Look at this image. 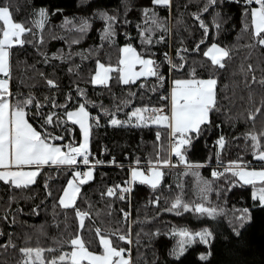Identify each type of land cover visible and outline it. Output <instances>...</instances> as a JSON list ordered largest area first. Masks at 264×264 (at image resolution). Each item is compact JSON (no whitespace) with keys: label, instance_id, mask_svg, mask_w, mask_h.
Returning a JSON list of instances; mask_svg holds the SVG:
<instances>
[{"label":"trees","instance_id":"obj_1","mask_svg":"<svg viewBox=\"0 0 264 264\" xmlns=\"http://www.w3.org/2000/svg\"><path fill=\"white\" fill-rule=\"evenodd\" d=\"M254 5L245 0H170L169 6L153 0H0V6L10 7L14 21L29 29L22 36L25 43L10 49L12 103L33 98L25 108L28 121L42 133L63 137L53 140L63 146L80 141L79 129L66 113L85 105L91 125L89 156L104 164L91 168L92 178L79 184L69 208L59 199L72 168L43 166L27 187L0 181V264H23V248L54 249L43 253L47 264L71 252L69 242L77 235L89 251L102 253L96 229L114 247L125 249L131 264H264V204L253 198L259 183L245 185L225 169L212 175L217 172L213 166L230 162L264 165L258 159L264 150V45L253 37L251 26L245 28L251 25L245 10ZM40 9L47 16L37 22ZM212 44L230 52L223 68L204 56ZM128 45L155 61L163 81L142 77L126 85L114 71L106 85L92 83L98 62L116 68L122 47ZM193 70L195 78L217 80L211 123L202 125L182 149L187 163L201 167L162 168L156 188L132 181L129 202L120 188L130 181V171L111 163L168 159L170 142L165 129L138 126L128 116L137 108L166 110L169 99L163 98L173 81L192 78ZM53 113V122L46 124ZM113 118L122 123L112 125ZM252 135L259 138V149ZM221 137L223 147L217 143ZM177 198L182 203L173 208ZM196 204L216 212L198 213ZM129 206L131 216L123 221L121 214ZM244 209L247 216L241 219ZM77 210L87 214L83 227ZM183 229L192 234L207 230L212 236L208 243L196 237L176 255L177 233Z\"/></svg>","mask_w":264,"mask_h":264},{"label":"snow or ice","instance_id":"obj_2","mask_svg":"<svg viewBox=\"0 0 264 264\" xmlns=\"http://www.w3.org/2000/svg\"><path fill=\"white\" fill-rule=\"evenodd\" d=\"M157 5L169 6L170 0H153ZM217 0H209L210 4H215ZM245 3L251 5L255 3L258 7H253L250 10H245V15L251 17V25L245 24V28L251 26L253 30V37L258 40L260 45H264V0H245ZM207 11V7L204 9ZM147 9L145 12L147 13ZM39 16L46 18V10L41 9ZM199 20V16L196 17ZM108 19H115L109 17ZM0 73L5 76H10V49L13 46H22L25 41L22 36L26 31L23 23L15 22L12 11L9 6H0ZM86 24L81 27L80 31H84ZM201 27H205L201 21ZM219 27V25H217ZM107 34H110V31ZM151 43V41H148ZM203 43V41H201ZM199 46H197L198 48ZM122 58L118 61V66L113 68L111 65L105 66L98 62V70L92 78V83L97 85H106L110 80L112 72L120 73V80L124 84L135 83L141 77H156L163 81L164 77L159 72V67L152 59H145L143 55L137 50L128 45L122 50ZM230 55L229 50L212 44L211 47L204 52V56L208 57L211 63L215 66L223 68L225 66V58ZM171 64V61L169 60ZM139 66V70H137ZM173 68L178 67L172 65ZM179 67H183L180 65ZM47 83L55 86L52 80ZM264 84V80L260 81ZM216 84L217 80L214 78L198 79L195 78L193 70L192 78L177 79L173 81V87L169 97L163 99H170V110L168 113L164 112L163 108H137L131 116L136 118L145 126L150 122L166 130V135L170 142V151L175 156L179 157L182 163L187 164L182 149L191 144L192 134L199 135L202 125L211 123L210 113L216 109ZM11 93L9 91V80L0 79V181L6 183L10 182L17 188L27 187L35 183V178L39 174V168L44 165H67L72 166L77 164V158L82 157V162L85 165L89 161V140L91 133V125L89 123L90 114L86 110L85 105L81 104L75 111H68L66 113L67 119L74 124L79 125L82 131V143L79 146L68 144L60 146L51 141L63 139V137H55L49 133H42L38 131L31 123H29L25 108L33 104V98L27 100L17 101L12 103ZM259 111V109H257ZM55 113L46 117L45 123L51 124ZM112 125H120L122 122L117 119L111 120ZM161 136L157 132V139ZM253 141H256L257 149L260 148L259 138L255 135L251 136ZM220 147L224 146V138L221 137L218 142ZM64 148L67 150L65 151ZM258 159L264 160V150L259 151ZM97 164L101 161H96ZM148 169L149 174L146 175L144 171L133 169L131 173L132 181L139 180L140 183L148 184L152 188H156L160 182L163 173L160 171L161 165H170L169 159H157L156 163L152 164ZM25 166H36L37 170L26 171ZM94 167V165H93ZM189 168L201 167V165H188ZM225 171L232 172L238 180L245 185L259 187L253 192V198L261 203H264V170H245V167L236 163L230 162ZM223 173L213 172L214 177H218ZM80 172H75L74 179L68 182V186L63 190V195L59 199V204L64 208L74 207L77 194L80 189L77 186L76 180L81 177ZM198 175V173H196ZM85 179L79 180L80 184L86 183L93 176L91 168L86 173H83ZM131 182V181H130ZM209 182L205 181V184ZM124 192L130 191L128 188L123 189ZM113 189H109L107 195L112 196ZM182 203L180 198H177L173 208L180 206ZM185 210L188 205H183ZM194 210L201 214L214 215L216 209L207 208L203 204H196L193 206ZM247 209L243 210L241 219L247 216ZM80 217V226L83 227L86 213H81L77 210L76 213ZM127 215V214H125ZM99 243L103 246L101 254H96L89 251L85 245V241L77 235L70 240L73 250L69 253H64L58 258L51 259L47 264H130V258H126L125 249H117L113 246L112 240L102 235L100 229H96ZM181 240L178 244V251L176 255L183 254L185 244L192 243L196 237H199L203 243H208L212 233L204 230L203 232L192 234L186 229L179 230L177 233ZM121 240L126 237L121 236ZM131 241H129L130 243ZM26 259L23 264H46L43 258L45 251L52 252L54 249L42 248H23L20 250ZM201 259H207V256H202Z\"/></svg>","mask_w":264,"mask_h":264},{"label":"built area","instance_id":"obj_3","mask_svg":"<svg viewBox=\"0 0 264 264\" xmlns=\"http://www.w3.org/2000/svg\"><path fill=\"white\" fill-rule=\"evenodd\" d=\"M151 108H157V107H151ZM94 119H97V118L94 117ZM123 158L124 159H128V155L125 154L123 156ZM168 159L171 161V164L170 165H164V166L161 165L160 167H164V168H188V165H193L194 166V164H189V163L185 164V163H182L180 161L179 157L175 156L172 153L169 154V158ZM89 161H90V163L88 165H85L82 162V157H78L77 158V164L71 166L72 169H77L82 174L81 177H80L81 179L84 178L83 173H85V169H87V168H94V167H97L99 165H103L104 166V164H101V163L97 164L96 163V159L95 158L94 159L93 158H90V156H89ZM151 163L154 164L156 162H151ZM229 164L215 165V166H213V168L217 172H219L221 170L226 169L229 166ZM238 164L244 166L245 168H264V165H258L257 166V165H253V164H241V163H238ZM93 165H94V167H93ZM111 165L112 166H118V167L125 166V167H127L129 169V171L131 169H133V168H141L144 171H148V169L151 167L150 162H148V163H144V162H132V161H129V160L125 161L124 163H111ZM130 181L128 183L122 185L121 188H120V194H121V196L122 197H127L129 202H130V191H131V188H132V180H130ZM124 188L130 189V191L124 192L123 191ZM125 214H127V215H125ZM130 216H131V210H130V206H129L128 209H126L124 212H122L121 219L123 221H126V220H128L130 218Z\"/></svg>","mask_w":264,"mask_h":264},{"label":"rangeland","instance_id":"obj_4","mask_svg":"<svg viewBox=\"0 0 264 264\" xmlns=\"http://www.w3.org/2000/svg\"><path fill=\"white\" fill-rule=\"evenodd\" d=\"M253 7H258V5H254ZM252 7V8H253ZM41 10V9H40ZM45 10V9H44ZM40 19H42L40 16H39V14H38V17L36 18V21L38 22V21H40ZM219 46V45H218ZM124 47H126V46H124ZM123 47V48H124ZM209 47H211V45L209 46ZM208 47V48H209ZM220 47V46H219ZM122 48V49H123ZM121 58H122V54H121ZM120 58V59H121ZM146 59V58H145ZM97 70H98V67H97ZM137 70H139V66H137ZM95 75V74H94ZM121 75V74H120ZM94 77V76H93ZM142 78V77H141ZM0 79H7V76H5L4 74H2V73H0ZM207 79H209V78H207ZM169 107H170V104H168V108L166 109V110H164V112L165 113H168V111H169ZM78 108H76V109H73V110H69V111H75V110H77ZM67 117V116H66ZM27 118V117H26ZM113 119H116V118H113ZM72 122V121H71ZM111 122V121H110ZM126 122H129L128 120L126 121ZM137 122H139L138 120H137ZM30 123V122H29ZM89 123H90V119H89ZM140 123V122H139ZM112 124V123H111ZM148 124H151L150 122L148 123ZM77 125V124H76ZM77 127H78V129H79V132H80V141H79V143L77 144V145H73V146H79V144L80 143H82V131H81V129L79 128V125H77ZM52 143H54V144H57V145H60V146H63L61 143H58V142H54V141H51ZM65 151L67 150V149H64ZM170 154H171V151H170ZM44 166H47V165H44ZM50 166H57V165H50ZM60 166H66V167H68V168H71V166H67V165H60ZM162 166H164V165H162ZM43 167V166H42ZM42 167H40L39 168V171H40V169L42 168ZM162 168H164V167H160V171L163 173V170H162ZM134 169V168H133ZM133 169H131L130 170V179L132 180V177H131V173H132V170ZM135 169H137V170H140V171H144L143 169H141V168H135ZM25 170L26 171H33V170H37V168H36V166H25ZM245 170H257V171H259V170H264L263 168H245ZM87 171H89V169H87L86 170V172ZM75 172H79L77 169H74V171H73V175L69 178V180H68V182L69 181H72L73 179H74V174H75ZM145 172V174L146 175H148L149 174V172L148 171H144ZM79 180H81V178H77V180H76V183H77V186L79 187ZM161 180H162V177H161V179H160V182H161ZM137 182H140L139 180H136ZM68 182L66 183V186H65V188L64 189H66L67 188V186H68ZM159 182V183H160ZM260 186V185H259ZM258 186V187H259ZM256 190V188L254 189V191ZM253 191V192H254ZM62 195H63V192H62V194H61V196H60V198L62 197ZM262 204H264V203H262Z\"/></svg>","mask_w":264,"mask_h":264},{"label":"crops","instance_id":"obj_5","mask_svg":"<svg viewBox=\"0 0 264 264\" xmlns=\"http://www.w3.org/2000/svg\"><path fill=\"white\" fill-rule=\"evenodd\" d=\"M123 48V47H122ZM121 54H122V52H121ZM7 79H8V76H7ZM9 80V79H8ZM172 87H173V85L171 86V88H170V90H169V95H168V97L170 96V92H171V89H172ZM171 102H170V99H169V104H170ZM169 110H170V107H169ZM169 112V111H168ZM132 113V112H131ZM131 113L129 114V116H128V118L130 119V120H135L136 122H137V119L136 118H134V117H132L131 116ZM139 123V122H138ZM131 180V179H130ZM73 250V249H72ZM96 254H101V253H96ZM126 258H130L129 257V254H128V252H126ZM130 264H131V262H130Z\"/></svg>","mask_w":264,"mask_h":264}]
</instances>
